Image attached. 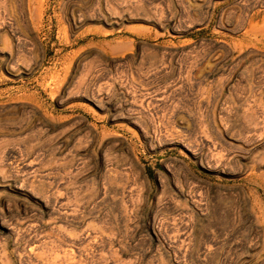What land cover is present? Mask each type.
<instances>
[{
	"label": "rangeland",
	"instance_id": "obj_1",
	"mask_svg": "<svg viewBox=\"0 0 264 264\" xmlns=\"http://www.w3.org/2000/svg\"><path fill=\"white\" fill-rule=\"evenodd\" d=\"M64 262L264 264V0H0V264Z\"/></svg>",
	"mask_w": 264,
	"mask_h": 264
},
{
	"label": "bare ground",
	"instance_id": "obj_2",
	"mask_svg": "<svg viewBox=\"0 0 264 264\" xmlns=\"http://www.w3.org/2000/svg\"><path fill=\"white\" fill-rule=\"evenodd\" d=\"M44 1V0H43ZM5 2V1H4ZM31 4V0H29V5ZM7 7V6H6ZM7 10V9H6ZM9 10V9H8ZM15 12V11H14ZM41 13H43V10L41 11ZM45 13V12H44ZM43 13V14H44ZM82 17V16H81ZM80 20V19H79ZM78 24V23H77ZM24 30V29H23ZM15 60V59H14ZM11 65H13V64H11ZM14 66V65H13ZM10 67H12V66H10ZM8 68V67H7ZM15 69V68H14ZM9 71H11V68H9L8 69ZM12 73H13V71H12ZM62 218V217H61ZM30 222V221H29ZM32 222V221H31ZM31 222L30 223H28V224H31ZM34 222V221H33ZM32 222V223H33ZM35 225V224H34ZM27 226V225H26ZM29 226V225H28ZM31 226V225H30ZM31 230V229H30ZM35 231V230H34ZM94 231V230H93ZM33 232V231H32ZM31 232V233H32ZM95 233V232H94ZM20 234V233H19ZM31 235V234H30ZM38 235V234H37ZM19 236V235H18ZM49 236V235H48ZM53 236V235H52ZM93 236V235H92ZM35 237V236H34ZM36 238V237H35ZM55 238V237H54ZM53 238V239H54ZM44 239V238H43ZM48 239V238H47ZM52 239V238H51ZM56 239V238H55ZM17 240H18V238H17ZM35 241V240H34ZM30 242V241H29ZM32 242V241H31ZM39 242V241H38ZM37 243V242H36ZM40 243V242H39ZM34 244V243H33ZM31 245V244H30ZM32 246V245H31ZM36 246H38V245H36ZM38 247H41V246H38ZM76 247V246H75ZM30 248V247H29ZM29 250V249H28ZM34 250V249H33ZM32 250V251H33ZM36 250L38 251V248L36 247ZM70 251V250H69ZM68 250L66 251V253H64V254H70L71 252H69ZM36 252V251H35ZM63 252H65V251H63ZM69 252V253H68ZM21 253V252H20ZM34 253V252H33ZM61 253V252H60ZM59 252H58V254H60ZM82 253V252H81ZM207 253V252H206ZM45 254V253H44ZM75 254V253H74ZM32 255V254H31ZM34 255V254H33ZM36 255H37V253H36ZM61 255V254H60ZM83 255V254H82ZM20 256V255H19ZM67 256V255H66ZM66 256H64V257H66ZM80 256V255H79ZM35 257V256H34ZM57 257H58V255H57ZM61 257V256H60ZM80 257H82V256H80ZM23 258V257H22ZM53 258V257H52ZM72 258V257H71ZM32 259V258H31ZM64 259H66V258H64ZM20 260H21V257H20ZM38 260H40V259H38ZM57 260V259H56ZM62 260V258L60 259V261ZM78 260V259H77ZM44 261V260H43ZM48 261V260H47ZM55 261V260H54ZM53 261V262H54ZM66 261V260H65ZM70 261V260H69ZM74 261H76V260H74ZM21 262H22V260H21ZM49 262H50V260H49ZM55 262H57V261H55ZM58 262H59V260H58ZM82 262V261H81ZM4 263V262H3ZM60 263V262H59ZM68 263V262H67ZM71 263H74V262H72L71 261ZM2 264V263H1ZM39 264V263H38ZM48 264V263H47ZM56 264V263H55ZM62 264H66V262H64V263H62ZM87 264V263H86Z\"/></svg>",
	"mask_w": 264,
	"mask_h": 264
}]
</instances>
